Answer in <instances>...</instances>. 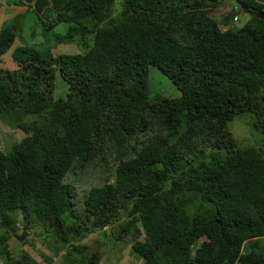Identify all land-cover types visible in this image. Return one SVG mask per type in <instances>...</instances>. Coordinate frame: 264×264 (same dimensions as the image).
I'll use <instances>...</instances> for the list:
<instances>
[{
    "label": "trees",
    "instance_id": "obj_1",
    "mask_svg": "<svg viewBox=\"0 0 264 264\" xmlns=\"http://www.w3.org/2000/svg\"><path fill=\"white\" fill-rule=\"evenodd\" d=\"M241 1L61 0L14 48L2 24L0 120L22 137L0 151V264H39L9 250L18 216L57 264H107L80 244L104 227L138 264H264V144L229 129L264 135V0ZM149 67L178 96L150 95Z\"/></svg>",
    "mask_w": 264,
    "mask_h": 264
},
{
    "label": "rangeland",
    "instance_id": "obj_2",
    "mask_svg": "<svg viewBox=\"0 0 264 264\" xmlns=\"http://www.w3.org/2000/svg\"><path fill=\"white\" fill-rule=\"evenodd\" d=\"M235 5L234 0H222L219 9L212 12V16L218 19L220 12L229 10ZM238 22L234 23L235 27L242 26L248 16L245 13H238ZM33 25L35 22H32ZM31 25V26H33ZM28 30L39 31V28L31 27ZM52 31H56L55 29ZM148 91L150 95L162 94L169 97L178 96L175 87L154 67L148 68ZM250 118H244L240 121L230 122L229 129L236 141H243L253 144H264V135L256 132L250 123ZM22 137V133L16 129L7 128L0 120V151L6 153L15 143ZM15 227L17 230L10 229L11 238L8 240V247H14L11 250L13 256H18L19 252L28 253L39 264H44L43 259H49L53 264H57L60 259L55 255L49 245V233H45L44 237L39 235L41 229L33 231H24L21 228L19 216L15 218ZM12 230V232H11ZM110 229L104 227L102 230H96L89 235L80 244L87 245L86 254L93 251H102L107 259V264H138L134 255L130 252L129 246H125L121 241H115L109 235ZM23 236V239L18 241L16 237ZM24 242V243H23ZM23 243V244H20ZM103 257H101V260Z\"/></svg>",
    "mask_w": 264,
    "mask_h": 264
},
{
    "label": "crops",
    "instance_id": "obj_3",
    "mask_svg": "<svg viewBox=\"0 0 264 264\" xmlns=\"http://www.w3.org/2000/svg\"><path fill=\"white\" fill-rule=\"evenodd\" d=\"M61 0H2L0 2V28L8 20H16L21 26L20 39H15L12 48L20 46L23 43L38 44L41 42V24L42 21H51L48 16L55 13L58 3ZM56 3V4H55ZM32 22H35L34 25ZM33 25V26H31ZM39 28V31L28 30L31 27ZM55 33H62L64 25H55ZM58 51L64 53H75L72 46L58 47ZM1 59L5 60L3 56ZM2 61V60H1Z\"/></svg>",
    "mask_w": 264,
    "mask_h": 264
},
{
    "label": "water",
    "instance_id": "obj_4",
    "mask_svg": "<svg viewBox=\"0 0 264 264\" xmlns=\"http://www.w3.org/2000/svg\"><path fill=\"white\" fill-rule=\"evenodd\" d=\"M235 3L243 10L246 11L247 8L243 5V2L241 0H234ZM248 11V10H247ZM250 13H252L253 15H255V17L259 18V19H264V14L260 11H256V10H250ZM12 232V230H11ZM18 241L23 239V236H19L16 237Z\"/></svg>",
    "mask_w": 264,
    "mask_h": 264
},
{
    "label": "built area",
    "instance_id": "obj_5",
    "mask_svg": "<svg viewBox=\"0 0 264 264\" xmlns=\"http://www.w3.org/2000/svg\"><path fill=\"white\" fill-rule=\"evenodd\" d=\"M0 2H2V0H0ZM236 18H234L233 20H235Z\"/></svg>",
    "mask_w": 264,
    "mask_h": 264
},
{
    "label": "clouds",
    "instance_id": "obj_6",
    "mask_svg": "<svg viewBox=\"0 0 264 264\" xmlns=\"http://www.w3.org/2000/svg\"><path fill=\"white\" fill-rule=\"evenodd\" d=\"M23 230V229H22Z\"/></svg>",
    "mask_w": 264,
    "mask_h": 264
}]
</instances>
